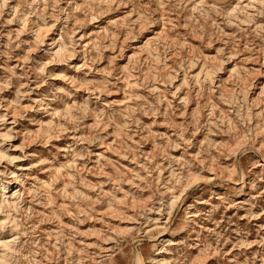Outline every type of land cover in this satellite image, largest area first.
<instances>
[{"label":"rangeland","instance_id":"obj_1","mask_svg":"<svg viewBox=\"0 0 264 264\" xmlns=\"http://www.w3.org/2000/svg\"><path fill=\"white\" fill-rule=\"evenodd\" d=\"M0 264H264V0H0Z\"/></svg>","mask_w":264,"mask_h":264}]
</instances>
